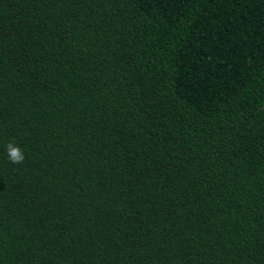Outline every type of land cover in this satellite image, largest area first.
<instances>
[{"label":"trees","instance_id":"trees-1","mask_svg":"<svg viewBox=\"0 0 264 264\" xmlns=\"http://www.w3.org/2000/svg\"><path fill=\"white\" fill-rule=\"evenodd\" d=\"M0 264H264V0H0Z\"/></svg>","mask_w":264,"mask_h":264},{"label":"clouds","instance_id":"clouds-1","mask_svg":"<svg viewBox=\"0 0 264 264\" xmlns=\"http://www.w3.org/2000/svg\"><path fill=\"white\" fill-rule=\"evenodd\" d=\"M7 160L13 165H22L26 160L25 152L14 140H10L6 146Z\"/></svg>","mask_w":264,"mask_h":264}]
</instances>
